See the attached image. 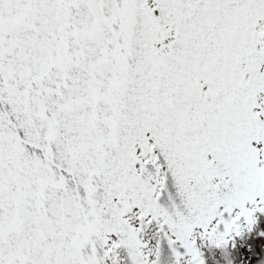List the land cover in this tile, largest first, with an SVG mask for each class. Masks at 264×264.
<instances>
[{
    "label": "snow or ice",
    "instance_id": "snow-or-ice-1",
    "mask_svg": "<svg viewBox=\"0 0 264 264\" xmlns=\"http://www.w3.org/2000/svg\"><path fill=\"white\" fill-rule=\"evenodd\" d=\"M240 257L264 264V0H0V264Z\"/></svg>",
    "mask_w": 264,
    "mask_h": 264
},
{
    "label": "rangeland",
    "instance_id": "rangeland-1",
    "mask_svg": "<svg viewBox=\"0 0 264 264\" xmlns=\"http://www.w3.org/2000/svg\"><path fill=\"white\" fill-rule=\"evenodd\" d=\"M240 259H244L246 264H253V259L247 258V257H240Z\"/></svg>",
    "mask_w": 264,
    "mask_h": 264
},
{
    "label": "trees",
    "instance_id": "trees-1",
    "mask_svg": "<svg viewBox=\"0 0 264 264\" xmlns=\"http://www.w3.org/2000/svg\"><path fill=\"white\" fill-rule=\"evenodd\" d=\"M258 254H259V252H258Z\"/></svg>",
    "mask_w": 264,
    "mask_h": 264
}]
</instances>
